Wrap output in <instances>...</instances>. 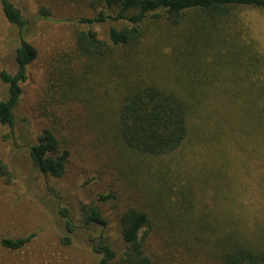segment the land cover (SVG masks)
Wrapping results in <instances>:
<instances>
[{"label": "rangeland", "instance_id": "374dc122", "mask_svg": "<svg viewBox=\"0 0 264 264\" xmlns=\"http://www.w3.org/2000/svg\"><path fill=\"white\" fill-rule=\"evenodd\" d=\"M12 2L28 25L19 34L0 6V70L16 71L14 50L20 35L37 54L20 83L13 126L0 123V163L6 171L0 172V238L34 235L19 249L0 245V264L95 262L98 255L82 228L69 243L62 242L65 231L57 207H68L78 223V202H93L98 194L109 192L115 197L97 203L107 219L105 232L118 240L120 213L130 205L143 208L151 223L147 251L154 264H217L225 236L264 248V116L250 132L245 120L228 113L227 94L211 93L191 113L189 133L177 149L162 157H146L149 169L144 167L143 174L128 172L123 180L111 162L113 153L107 151L111 147L98 150L83 127L78 130L70 124L78 121L82 107L77 103L59 107L50 88L60 55L72 50L75 31L84 26L62 18L91 15L92 9L83 0ZM40 6L50 10L49 18L38 15ZM238 15V24L247 28V37L264 56V9L242 7ZM92 27L100 38L107 37V23ZM259 72L264 81V65ZM6 93L0 80V99ZM45 126L62 129L68 136L71 154L59 178L43 174L25 147ZM188 221L191 232H196L193 237L183 231Z\"/></svg>", "mask_w": 264, "mask_h": 264}, {"label": "trees", "instance_id": "16d2710c", "mask_svg": "<svg viewBox=\"0 0 264 264\" xmlns=\"http://www.w3.org/2000/svg\"><path fill=\"white\" fill-rule=\"evenodd\" d=\"M83 1L91 15L62 18L84 26L75 31L72 50L60 55L50 80L52 98L59 107L65 103L82 107L78 121L70 124L78 130L83 127L98 150L111 147L107 151L113 153L111 162L123 180L128 172L143 174L144 167L149 169L146 157H162L177 149L189 133L191 113L211 93H226L228 113L245 120L250 132L260 126L264 81L259 68L264 56L247 37V28L238 24V10L264 9V0ZM0 3L6 20L21 34L28 19L12 0ZM49 14L48 8L39 7V16ZM99 23L108 24L106 38L92 27ZM36 54L35 46L20 35L14 50L16 71L0 70L7 90L0 99L3 125L14 124L20 83ZM65 132L45 126L25 145L30 160L47 176L59 178L66 171L71 149ZM0 172L6 174L3 163ZM114 197L112 192L100 193L93 202H78V223L68 207H57L65 231L62 242L69 243L82 228L98 255L91 264L157 263L147 251L151 223L143 208L130 205L120 213L118 240L105 232L107 219L97 203ZM192 227L188 221L183 231L193 237ZM33 235L1 237L0 245L19 249ZM220 243L217 264H264L262 246L228 236Z\"/></svg>", "mask_w": 264, "mask_h": 264}]
</instances>
